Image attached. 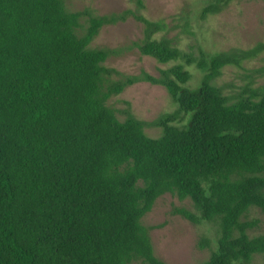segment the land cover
Listing matches in <instances>:
<instances>
[{
	"label": "trees",
	"instance_id": "trees-1",
	"mask_svg": "<svg viewBox=\"0 0 264 264\" xmlns=\"http://www.w3.org/2000/svg\"><path fill=\"white\" fill-rule=\"evenodd\" d=\"M135 9L72 11L66 0H0V264H167L155 254L144 216L171 193L194 224L217 225L201 264H256L264 233V83L250 80L230 95L217 83L226 67L264 54L250 48L188 50L167 35L164 19ZM240 0H212L206 19ZM133 16V44L160 63L159 75L124 74L106 65L118 49L93 47L100 30ZM185 32L190 16L180 15ZM166 34L156 37L158 33ZM264 61V56L262 57ZM195 66L203 74L191 85ZM264 75V64L254 70ZM162 85L177 104L155 124L158 137L127 109L121 120L108 101L138 82ZM182 121H185L182 123Z\"/></svg>",
	"mask_w": 264,
	"mask_h": 264
},
{
	"label": "rangeland",
	"instance_id": "rangeland-1",
	"mask_svg": "<svg viewBox=\"0 0 264 264\" xmlns=\"http://www.w3.org/2000/svg\"><path fill=\"white\" fill-rule=\"evenodd\" d=\"M212 0H145L146 7L142 13L149 19H164L170 26L167 35L177 41L179 47L188 50L189 46L198 42L208 52L228 50L230 48H250L257 42H264V0L234 1L220 13L210 15L206 19L200 17L204 6ZM72 11L92 9L96 14L120 13L128 8L135 9L131 0H66ZM190 16V29L194 34L185 32L180 15ZM166 33L161 32L156 37ZM142 37V24L133 16L115 24L105 25L92 43L93 47H109L118 49L106 65L124 74H138L145 70L159 75L160 69L171 66L174 62L163 64L154 58L142 55L134 42ZM264 54L250 60L244 67H226L217 83L225 89V93L234 94L250 80L255 85L264 83V75L254 70L264 64ZM193 74L192 86H196L202 72L195 66H186ZM121 120L127 116V109L145 122V131L151 137L161 134V127L155 122L164 114L177 109L167 90L159 84L138 82L125 88L119 95L109 99ZM185 121H182L184 123ZM177 207L195 208L191 200H180L171 193L160 196L152 210L143 218L145 225H158L151 230L155 254L167 264H201L210 254L209 248H201L199 239L206 236L214 245L217 236V225L211 222L194 224L174 213ZM250 219H258L259 227L253 235L264 233V213L259 208H251ZM256 264H264V255H258Z\"/></svg>",
	"mask_w": 264,
	"mask_h": 264
}]
</instances>
